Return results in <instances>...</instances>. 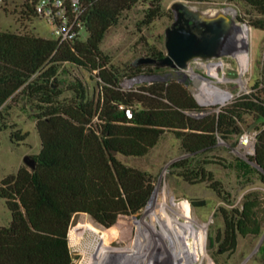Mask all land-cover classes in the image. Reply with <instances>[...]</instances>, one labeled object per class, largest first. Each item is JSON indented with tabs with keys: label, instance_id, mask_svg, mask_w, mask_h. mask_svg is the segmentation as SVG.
<instances>
[{
	"label": "trees",
	"instance_id": "obj_1",
	"mask_svg": "<svg viewBox=\"0 0 264 264\" xmlns=\"http://www.w3.org/2000/svg\"><path fill=\"white\" fill-rule=\"evenodd\" d=\"M82 1L84 40L58 46L52 39L0 31V132L9 131L13 145L25 142L28 134L6 124V110L11 108L7 103H22L21 110L35 111L40 141L38 154L31 156L35 169L21 167L0 181V200L11 216L10 223L0 227V264H71L68 229L78 214L90 216L104 229L113 226L104 232L117 238L118 245L130 247L135 224L119 218L139 215L153 185L148 174L123 165L116 157L146 156L165 132L174 135L183 153L197 156L212 150L218 140L229 143L256 125L254 155L248 162L236 159L235 166L243 175L255 172L264 185V87L237 96L217 113L200 106L176 81L143 83L125 90L124 80L165 70L154 63L139 64L121 76L101 52L107 32L139 0ZM222 1L244 4L255 15L247 24L264 30V0ZM23 3L28 17L35 19L29 2ZM148 3L144 26L161 14V0ZM147 54L143 58L156 62L164 58L154 49ZM69 67L92 76L94 87L90 92L74 77L72 98L60 101V75ZM126 110L132 112L131 119ZM172 167L187 183L208 182L209 189L228 202L219 183L201 166L191 168L185 158ZM261 204L252 192L239 208H220L224 227L215 240L221 254L235 251L238 236L263 238ZM259 253L264 259V239Z\"/></svg>",
	"mask_w": 264,
	"mask_h": 264
},
{
	"label": "rangeland",
	"instance_id": "obj_2",
	"mask_svg": "<svg viewBox=\"0 0 264 264\" xmlns=\"http://www.w3.org/2000/svg\"><path fill=\"white\" fill-rule=\"evenodd\" d=\"M177 3L207 15L211 11L221 12L230 9L231 14L227 16L235 19L237 25L247 27V39L239 40L235 37L234 54L228 52L234 38L231 37L226 44L205 53L202 59L191 61L184 69L165 68L160 74L155 75L156 78L139 76L124 80L123 89L135 88L143 83L176 81L193 95L200 106L210 108L211 113H217L237 96L264 87V30L253 29L247 24L255 15L244 4L240 2L229 4L222 0H161L160 16L146 26L141 22L149 3L148 0H139L134 7L121 15L117 25L107 32L100 46L101 52L109 58L110 64L119 68L121 76L129 75V68L137 60L148 56L147 52L151 49L166 56L165 31L175 19L173 8ZM23 4V0H7L0 6V31L52 39L51 27L43 21L28 17ZM244 59L246 65L243 66ZM66 71L67 73H61L59 79V88L62 91L60 101H69L72 98L74 77L80 79L88 90L92 91L94 87L92 76L70 67L66 68ZM145 71L143 69V72ZM7 104H10L11 108L8 111L4 109L7 112L6 124L15 125L14 130L28 136L24 143L16 146L9 139V131L0 132V181L16 173L25 156L36 155L40 150L33 117L35 111L31 108L21 110L22 103ZM255 127L256 125H251L243 134L256 133ZM239 139L240 136L237 139L233 138L229 143L218 140L212 150L190 156L182 152L180 142L172 133L165 132L146 156L141 158L117 156L123 165L145 172L151 177L152 194L155 191L158 194L151 207L156 211L155 220L151 222L145 215L151 197L139 215L119 218L135 224L132 245L125 247L117 244V238L104 232L113 226L104 229L86 214L73 216L68 229L71 264H159L156 261L162 256L159 251L165 249L172 255L174 242V237L172 235L170 237V231L163 224L164 218L158 212L162 204L166 205L168 216H172L173 219L175 217L179 222L184 221L181 210L184 209L186 213L188 212L191 223L206 225L205 243L208 257L205 258L204 264L210 260L213 264H264V259L259 253L262 235L244 238L238 236L235 251L223 254L215 240L216 234L221 233L224 227L220 208L226 210L239 208L244 196L249 193L256 192L261 198L260 216L264 218V185L260 183L255 172L243 175L235 166L236 159L248 162V158L254 155L255 140H252V146L249 147L241 145ZM234 142L236 143L233 144ZM185 158L190 161L191 168L201 166L212 175L228 202L221 201L209 189L208 182L190 184L179 176L180 171L172 165ZM250 166L256 168L252 163ZM21 167L26 166L23 164ZM180 202L185 203L184 208L178 205ZM10 221V213L5 203L0 200V227H6ZM262 225L264 232V220ZM93 256L102 260H99V263L93 262ZM199 263L183 259V264Z\"/></svg>",
	"mask_w": 264,
	"mask_h": 264
},
{
	"label": "water",
	"instance_id": "obj_3",
	"mask_svg": "<svg viewBox=\"0 0 264 264\" xmlns=\"http://www.w3.org/2000/svg\"><path fill=\"white\" fill-rule=\"evenodd\" d=\"M181 9L194 16L197 23L192 22L191 26L187 25L188 27L178 26L181 25L184 18ZM173 10L175 19L172 26L165 31L166 56L159 62L149 58H141L134 63L135 66L154 63L162 68L184 69L191 61L202 59L205 53L214 51L226 44L234 34V28L237 25L235 19L222 12L210 16L179 3L174 5ZM185 22L186 24L189 23L188 20ZM192 29H198L200 35L210 33L214 37L210 43H207V40L193 33ZM113 155H116V153H113ZM23 163L30 170H34L36 167V162L31 156H25ZM263 239L264 235L262 241Z\"/></svg>",
	"mask_w": 264,
	"mask_h": 264
},
{
	"label": "bare ground",
	"instance_id": "obj_4",
	"mask_svg": "<svg viewBox=\"0 0 264 264\" xmlns=\"http://www.w3.org/2000/svg\"><path fill=\"white\" fill-rule=\"evenodd\" d=\"M221 12L226 14V15L231 14L230 9H225L224 11H221ZM218 13H220V11L219 12L218 11L217 12L211 11V13L209 15L212 16V15H216ZM234 14H235V12H234ZM235 37H237V39H239V40L247 39V27L246 26H239V25L235 26L234 34L232 35L233 40H232V42L228 48V52L232 53V54H234L236 52V48H235V39L236 38ZM245 59L242 60L243 66L246 65ZM157 195H158L157 191H155L152 194L151 199H150V203H149V205L145 211V215L147 217H149L151 222H153V220H155V215H156L155 212L156 211H154L151 207H152V204L156 201V199L158 197ZM178 205H181V208H184L185 203L180 202V203H178ZM181 210H182V218L184 219L183 222H179V221H177V219L175 220V217L173 219V218H171L172 216L171 217L168 216L167 207L165 204H162L158 210V212L160 213V216H162V218H164L163 224L168 228V230L171 233L170 237H171V235L174 237V242H172L173 243L172 255H170L169 252L167 253V251L165 249H161L159 251V254L162 256L158 257V259L156 261L159 264H183V259L186 258V259H188L189 262H192V263L200 262L199 264H204L205 258L208 257V254L206 252V243H205V231H206L207 227L205 224L200 225V224L191 223L190 216L187 214L188 212L186 213V211L184 209H181ZM176 240H178V241H176ZM155 252H157V251H155ZM156 258H157V256H156ZM92 259H93V262L98 261V263H99V260H102V259H99L98 257L94 258V256ZM207 264H213V262L210 260V262Z\"/></svg>",
	"mask_w": 264,
	"mask_h": 264
},
{
	"label": "built area",
	"instance_id": "obj_5",
	"mask_svg": "<svg viewBox=\"0 0 264 264\" xmlns=\"http://www.w3.org/2000/svg\"><path fill=\"white\" fill-rule=\"evenodd\" d=\"M27 1L34 10L35 19L43 21L51 27L52 40L58 46L86 38L85 7L82 0ZM6 2L7 0H0V6H3ZM147 78H156V76ZM125 114L128 119L132 118L130 110H126ZM256 134L257 132L254 134H242L239 143L243 146L251 147L252 140H255Z\"/></svg>",
	"mask_w": 264,
	"mask_h": 264
},
{
	"label": "flooded vegetation",
	"instance_id": "obj_6",
	"mask_svg": "<svg viewBox=\"0 0 264 264\" xmlns=\"http://www.w3.org/2000/svg\"><path fill=\"white\" fill-rule=\"evenodd\" d=\"M182 13H183V21L181 23V25H178V26H184V27H188L187 25L191 26L192 22H196L197 20H195V17L192 16L190 13L186 12L184 9H181L180 10ZM186 20H188V24H186ZM173 23V22H172ZM197 23V22H196ZM172 26V24H171ZM170 26V27H171ZM192 32L195 33V34H198L200 35L199 33V30L198 29H192ZM204 40H207V43H210L212 41V38L214 37L213 34H210V33H205V34H202L200 35Z\"/></svg>",
	"mask_w": 264,
	"mask_h": 264
},
{
	"label": "crops",
	"instance_id": "obj_7",
	"mask_svg": "<svg viewBox=\"0 0 264 264\" xmlns=\"http://www.w3.org/2000/svg\"><path fill=\"white\" fill-rule=\"evenodd\" d=\"M36 154H38V153H36ZM23 164H24V163H23ZM23 164H22V165L19 164V165H18V169H20V167L23 166ZM18 169H17V171H18Z\"/></svg>",
	"mask_w": 264,
	"mask_h": 264
}]
</instances>
